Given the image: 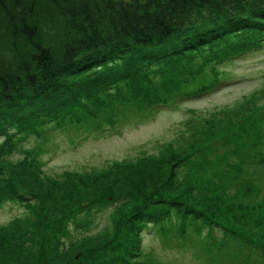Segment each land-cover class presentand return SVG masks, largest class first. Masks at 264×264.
Instances as JSON below:
<instances>
[{"label":"trees","instance_id":"trees-1","mask_svg":"<svg viewBox=\"0 0 264 264\" xmlns=\"http://www.w3.org/2000/svg\"><path fill=\"white\" fill-rule=\"evenodd\" d=\"M262 50L264 0H0V204L16 202L33 214L0 227V252L11 255L0 264L138 263L150 225L192 244L196 235V245L207 254L200 237L216 226L248 252L242 264H264V207L231 197V187L222 192L230 173L242 186L264 179V165L253 163L264 158V87L224 111L216 134L196 140L194 130L190 150L170 147L158 158L117 162L106 173L70 172L63 181L36 179L30 152L22 160L11 158L19 143L45 135L57 119L62 117L58 127H73L83 109L109 106L114 117L118 107L145 112L202 98L230 77L226 63ZM212 67L214 77L207 74ZM158 85L162 95L144 100ZM235 144H243L249 158L232 153L237 159L225 161L219 171L218 159ZM142 165L143 173H137L134 167ZM228 165L238 171H226ZM164 166L173 176L166 184L171 193L134 200L130 188L123 193L101 188L108 173L126 168L136 173L130 178L137 183ZM181 171L187 173L184 188L196 191L194 202L175 191ZM110 198L118 204L107 226L73 238L69 224L87 214L81 226L91 229ZM231 215L243 221L240 230L226 227ZM101 238L108 241L95 245Z\"/></svg>","mask_w":264,"mask_h":264},{"label":"rangeland","instance_id":"rangeland-1","mask_svg":"<svg viewBox=\"0 0 264 264\" xmlns=\"http://www.w3.org/2000/svg\"><path fill=\"white\" fill-rule=\"evenodd\" d=\"M196 68L198 69L199 66L196 65ZM224 69L230 73V77L218 88L202 98L181 103L179 101V106L176 108L165 107L142 112L139 111L141 110L139 108L118 107L113 117L109 106L108 108L93 106L92 110L83 109L77 112L78 121L75 119L76 123L70 128L58 127L62 120L61 117L48 128L45 135L40 137L32 135L26 141L19 143L17 149L12 152L11 158L22 160L26 158L25 153L30 152L29 158L34 160L35 157L34 162L38 166L39 172H37L36 179L63 181L67 179L70 172L83 173L98 170V172L106 173L109 171L107 169L117 162L136 163L148 159L147 156L158 158L164 155L170 147L179 152L190 150L191 136L194 130L196 140L206 134H216L215 127L226 119L224 111L233 109L237 102L246 100V97L251 93L264 87V50L248 53L246 56H236L233 62L225 64ZM207 74L214 77V67ZM207 74L204 73V76ZM158 86L159 88L154 91V94L152 93L153 97L144 96L143 99L154 100L161 96L162 89L160 85ZM241 116L244 118V113ZM211 117L212 120H210ZM192 126H194L193 130ZM2 141L3 138H0V143ZM213 145H217V140L213 141ZM230 150V154H227L226 151L225 156L223 153L218 159L219 171L222 170L225 161L236 160L237 156H233L232 153H242L244 146L235 144ZM242 156L246 159L249 158L243 153ZM199 158L200 156L196 157V163L200 162ZM238 163L240 164V162ZM253 163L261 167L264 165V158ZM143 166L134 168H137V173H139L142 172ZM232 168L231 165H228L226 171L232 170ZM233 171H238V169L233 168ZM7 172H11L9 167ZM34 174L36 175L35 172ZM134 174L136 173L123 168L119 172L104 175V182H99L101 188H105L104 192L107 188L123 193L124 189L130 188L133 192L131 197L134 200L136 198L141 200L145 194L155 196L158 193L164 195L171 193L166 184L173 176L168 177L167 166L158 168L154 173H150L149 170L148 178L136 179L137 183L130 178ZM186 174L181 171L179 181L174 184L175 187H178L175 191H178L180 195H187L194 202L191 196L196 195V191L187 192V188H184L187 182L182 178ZM225 179H229V181L225 183L222 192L225 193L226 189L231 187V197L238 194L247 205L254 208L264 207V200H262L264 199V188L260 194H253L258 186H264V179H257L259 184L245 183L243 186L241 183L238 184V176L232 173ZM15 180L20 183L19 185H22L19 180ZM242 181L244 183L245 180L242 179ZM36 193L43 195L44 188L42 187ZM172 193L174 192L172 191ZM102 200H104L103 196ZM31 202L32 204L36 203L32 200ZM117 204V201L110 198L104 207V210L107 211L95 215L94 226L89 230L82 227L81 224L90 217H87V214L80 215V223L69 224L72 237L80 238L103 230L110 220V210L114 212ZM121 205L122 207L126 206L122 201ZM198 207L201 208L199 204ZM252 210L248 209L249 212ZM121 214L118 215L117 220L120 219ZM32 215L26 206L23 208L19 203L0 204V227L7 226L13 221H28ZM253 216L256 217L257 214L253 213ZM236 217L237 215H231L224 219L228 225L226 227L236 231L240 230L243 227V221H237ZM216 228L218 229L214 226L213 236L217 242H221L224 235L222 230ZM193 238L196 240V235H193ZM200 239L203 243L209 241L208 231H204ZM107 241V238H101L96 241L95 245H102ZM196 243H199V240ZM228 243L233 248L230 240ZM142 246L145 249V255L138 259V263L133 261V264H210V256L203 251L200 245L191 248L189 244H184L177 237L166 241L152 226L144 231ZM227 247L229 248L228 245ZM10 257L11 255L0 252V261L2 262H8ZM227 264L233 263L228 261Z\"/></svg>","mask_w":264,"mask_h":264}]
</instances>
